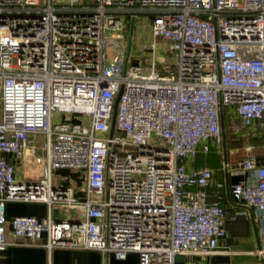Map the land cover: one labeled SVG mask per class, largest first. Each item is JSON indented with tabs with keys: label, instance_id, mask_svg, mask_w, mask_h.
Returning a JSON list of instances; mask_svg holds the SVG:
<instances>
[{
	"label": "built area",
	"instance_id": "built-area-1",
	"mask_svg": "<svg viewBox=\"0 0 264 264\" xmlns=\"http://www.w3.org/2000/svg\"><path fill=\"white\" fill-rule=\"evenodd\" d=\"M141 13L151 59L132 64L122 36ZM228 105L235 130L263 129L261 154L239 164L249 178L230 193L264 210V0H0V255L22 238L116 258L133 251L138 264H202L176 255L217 252L226 209L207 200L211 168L181 160L221 144ZM60 167L84 171L83 199L54 187ZM10 200L76 214L9 219Z\"/></svg>",
	"mask_w": 264,
	"mask_h": 264
},
{
	"label": "crops",
	"instance_id": "crops-1",
	"mask_svg": "<svg viewBox=\"0 0 264 264\" xmlns=\"http://www.w3.org/2000/svg\"><path fill=\"white\" fill-rule=\"evenodd\" d=\"M134 22V21H133ZM161 55L163 45L157 44ZM223 134L222 142L216 146L210 142L208 151H198L191 158H183L187 169L207 166L212 170V178L206 186L207 200L218 199L226 209L225 236L218 241V251L201 256L196 254H178L176 260L199 261L202 264H264V253L258 250L264 248V237L261 228L264 225V210L249 207L237 201L230 193L233 184L247 180L248 172L238 170L240 161L249 154L260 155L263 129L260 123L253 127H239L240 120L236 116L232 105L223 106ZM35 136L36 142L42 139ZM31 142L29 141L28 144ZM10 161L16 163L18 177H21L24 166L11 154L7 155ZM227 162L224 167L222 162ZM55 169L53 175L54 187L71 188L73 195L83 199L85 197V173L81 169L67 171L63 175ZM76 169V168H75ZM57 171V172H56ZM73 175V177L71 176ZM73 185H68L67 183ZM221 183V185H218ZM76 209L49 206L43 201L10 200L6 203V215L9 219L17 215H35L44 218L51 215L56 220L74 219ZM10 239H12L9 236ZM0 264H138V254L128 252L124 258H116L112 252L102 253L100 250L55 246L52 248L40 243H28L20 238L9 244L0 255Z\"/></svg>",
	"mask_w": 264,
	"mask_h": 264
},
{
	"label": "rangeland",
	"instance_id": "rangeland-1",
	"mask_svg": "<svg viewBox=\"0 0 264 264\" xmlns=\"http://www.w3.org/2000/svg\"><path fill=\"white\" fill-rule=\"evenodd\" d=\"M149 23H150V18L149 15L141 13L135 16L134 22H133V29H132V36H131V46H130V51L129 55L132 56V64L142 62L146 63V60L150 61V48L149 44L153 40V37L151 36L150 30H149ZM128 26L129 22L127 24V27L124 29V34L122 36V40L125 44L126 48V38L128 34ZM156 44H161L164 46V41L161 38L156 39ZM113 45L109 46L106 52L107 59H111L113 56V51H114ZM168 53H165V55L171 57L174 55L173 51H167ZM157 65L159 66L160 63L157 62ZM64 114L58 111L54 112V120H58L60 117H63ZM66 117V116H64ZM38 139H42V134H38L37 136ZM40 144V143H39ZM73 170H78L75 168H70V169H58V174L63 175L64 172L71 171L74 172ZM56 171V172H57ZM73 177V175H71ZM68 185H73L72 183H67Z\"/></svg>",
	"mask_w": 264,
	"mask_h": 264
},
{
	"label": "water",
	"instance_id": "water-1",
	"mask_svg": "<svg viewBox=\"0 0 264 264\" xmlns=\"http://www.w3.org/2000/svg\"><path fill=\"white\" fill-rule=\"evenodd\" d=\"M128 34H127V38H126V55H129V51H130V46H131V36H132V29H133V18H130V22H129V26H128ZM119 94L118 93L117 97L114 100V107H113V111H112V121H111V131L114 128V118H115V108H116V103L118 101L119 98ZM220 123H221V129L223 131L224 128V123H223V114L222 112H220ZM223 134V132H222Z\"/></svg>",
	"mask_w": 264,
	"mask_h": 264
}]
</instances>
